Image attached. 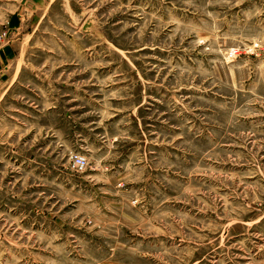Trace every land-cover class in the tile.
<instances>
[{"label":"rangeland","instance_id":"374dc122","mask_svg":"<svg viewBox=\"0 0 264 264\" xmlns=\"http://www.w3.org/2000/svg\"><path fill=\"white\" fill-rule=\"evenodd\" d=\"M0 264H264V0H0Z\"/></svg>","mask_w":264,"mask_h":264},{"label":"built area","instance_id":"2783aa9c","mask_svg":"<svg viewBox=\"0 0 264 264\" xmlns=\"http://www.w3.org/2000/svg\"><path fill=\"white\" fill-rule=\"evenodd\" d=\"M85 165V159L82 157H77L74 162V166L78 169H82Z\"/></svg>","mask_w":264,"mask_h":264}]
</instances>
